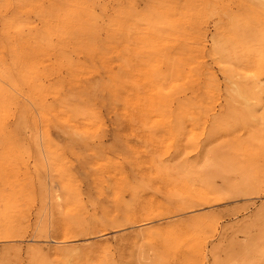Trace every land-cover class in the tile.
I'll use <instances>...</instances> for the list:
<instances>
[{"label": "rangeland", "instance_id": "rangeland-1", "mask_svg": "<svg viewBox=\"0 0 264 264\" xmlns=\"http://www.w3.org/2000/svg\"><path fill=\"white\" fill-rule=\"evenodd\" d=\"M0 264H264V0H0Z\"/></svg>", "mask_w": 264, "mask_h": 264}, {"label": "bare ground", "instance_id": "bare-ground-1", "mask_svg": "<svg viewBox=\"0 0 264 264\" xmlns=\"http://www.w3.org/2000/svg\"><path fill=\"white\" fill-rule=\"evenodd\" d=\"M249 87V86H248ZM254 88H255V86H254ZM247 89V88H246ZM240 90V89H239ZM248 90V89H247ZM236 91V90H235ZM234 91V92H235ZM237 92H238V88H237ZM244 92H245V90H244ZM241 93V91L239 92V94L238 93H236V94H238L240 97H242L241 99H243V97H244V100H245V98H247L245 95H246V93H245V95H244V93H241V94H243V95H241L240 94ZM249 94V93H248ZM248 100V99H247ZM247 100H245L246 102H248ZM250 103V102H249ZM252 103V102H251ZM248 104V103H247ZM249 107V106H248ZM212 163H214V162H212ZM57 196V195H56ZM55 196V197H56ZM59 196V195H58ZM57 199H58V197H57ZM55 200H56V198H55ZM59 201H60V199H58ZM59 201H57V206L60 204L59 203ZM59 203V204H58Z\"/></svg>", "mask_w": 264, "mask_h": 264}]
</instances>
